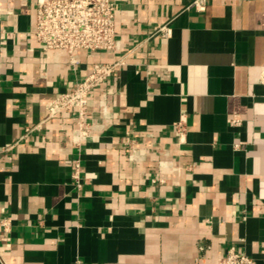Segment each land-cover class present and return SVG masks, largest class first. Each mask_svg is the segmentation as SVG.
<instances>
[{"label":"crops","instance_id":"crops-1","mask_svg":"<svg viewBox=\"0 0 264 264\" xmlns=\"http://www.w3.org/2000/svg\"><path fill=\"white\" fill-rule=\"evenodd\" d=\"M193 1L116 0L122 50L73 65L37 42L38 0H0V264H264V0ZM121 59L78 150L76 111L46 104Z\"/></svg>","mask_w":264,"mask_h":264},{"label":"built area","instance_id":"built-area-1","mask_svg":"<svg viewBox=\"0 0 264 264\" xmlns=\"http://www.w3.org/2000/svg\"><path fill=\"white\" fill-rule=\"evenodd\" d=\"M208 3L209 0H194L192 7L199 12H206ZM117 9L116 0H38L33 34L44 51H65L70 55L73 65L79 63L80 52H86L90 57L98 52L118 53L122 50V43L116 35ZM156 32L163 37L170 35V30L165 26L158 28ZM126 64L125 59L111 63H96L87 77L78 80L74 87L46 104L51 119L63 112L76 111V128L70 133L72 144L76 149L79 150L83 142L91 138L93 133L105 127L103 120L112 118L107 94L102 96L99 114L90 116L88 105L92 94L105 86L117 70ZM237 123V119L232 121L233 125ZM175 127L181 137L185 135L184 121H179ZM40 129L41 125L27 128L24 138L30 137ZM12 148H5L0 153H8ZM235 148H240V145H235ZM132 160L138 161L135 150L132 152ZM73 179L80 187L79 160L76 162ZM0 225L9 232L11 221L3 218L0 220ZM219 264H255V262L245 253L237 252L232 248Z\"/></svg>","mask_w":264,"mask_h":264}]
</instances>
